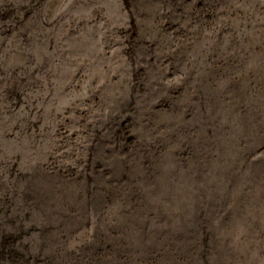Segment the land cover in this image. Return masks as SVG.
Here are the masks:
<instances>
[{
	"label": "rangeland",
	"instance_id": "obj_1",
	"mask_svg": "<svg viewBox=\"0 0 264 264\" xmlns=\"http://www.w3.org/2000/svg\"><path fill=\"white\" fill-rule=\"evenodd\" d=\"M0 264H264V0H0Z\"/></svg>",
	"mask_w": 264,
	"mask_h": 264
},
{
	"label": "trees",
	"instance_id": "obj_2",
	"mask_svg": "<svg viewBox=\"0 0 264 264\" xmlns=\"http://www.w3.org/2000/svg\"><path fill=\"white\" fill-rule=\"evenodd\" d=\"M129 120V119H128ZM125 132L123 133V135H126L127 134V131L126 130H124ZM122 132V131H121Z\"/></svg>",
	"mask_w": 264,
	"mask_h": 264
}]
</instances>
